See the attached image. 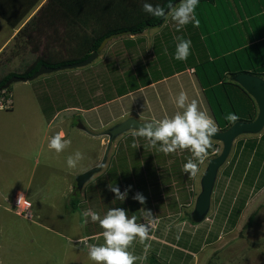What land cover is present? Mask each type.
Listing matches in <instances>:
<instances>
[{"label": "rangeland", "instance_id": "374dc122", "mask_svg": "<svg viewBox=\"0 0 264 264\" xmlns=\"http://www.w3.org/2000/svg\"><path fill=\"white\" fill-rule=\"evenodd\" d=\"M46 2L47 0H40L36 6L34 5L28 16L14 30L4 20V14L9 13L10 8L16 5L18 0H0V80L10 73L25 72L39 58L52 61L80 59L71 52L74 51L75 46L82 43V39L77 36L78 33L82 35L83 33L78 32V28L74 32L71 26L66 24L68 20L62 16L56 20L47 18L46 13L42 11ZM28 23L31 25L27 30L31 33L30 36L21 35L17 39V33ZM84 31L88 35L91 29L87 28ZM147 32L140 36L128 35L114 39L87 67L44 75L32 82L12 84V92L7 93L10 95L8 109L0 111V264H93L92 261L84 260V255L78 251L82 248L80 244H70L62 235L76 239V233L83 227L85 232L90 233L93 232L92 230H103L99 221H95L96 224L93 222L90 226L84 215L87 208L95 212L102 207L105 210H109L110 207H120L128 210L129 216H137V221H140L143 218V208L150 210L146 206V202L149 201L147 196L150 195L147 192L150 189L143 171L147 172L149 181L153 184L151 199L159 198L158 201L152 199L155 206L162 202L163 196L164 203H167L164 207L161 206L162 214L158 211V215L174 212L173 208H176L178 198L181 196H184V201L180 204L181 212L186 214L189 208L194 209L201 191V178L208 162L214 157L207 156L205 163L199 164V171L193 177L184 172V164L189 158H193L191 152L177 150L166 155L158 151L157 147H152L145 138L133 136L134 132H130L112 144L108 156L112 167L105 168L101 173L99 172L100 175L96 174L97 176L87 182L82 190H76L77 173L95 163L100 155L101 163L106 150L100 154V142L83 132L84 128L89 129L85 118L82 115L80 118L74 117L70 113L65 123L56 122L57 126L53 127L52 132L50 131L48 138L51 139L60 131L59 127L64 129L66 139L71 141L64 151L56 153L54 150H47L49 142L44 145L43 155L39 149L42 132L45 129V124L40 119L41 112L43 115L41 118L48 121L47 118L54 115L53 111L62 109V105L85 109L105 103L108 97H115L117 93L132 89L136 85L153 83V80L159 79L167 70L178 66V60L174 59L176 49L161 52L164 55L160 57L162 58L160 67H155L153 64L146 65L149 62L146 46L155 34ZM130 40H133V43L136 41V44L131 45ZM6 43L8 44L4 49ZM139 66H143L140 72L137 69ZM131 75L136 76V82L131 79ZM141 101L140 97H136L133 99V104L143 110ZM121 105L124 107L125 102L102 109L100 115L92 116V120L96 123L104 121L107 125L111 123L112 126L106 130L129 118L148 122L137 116L112 122V116L119 117L118 114L122 111ZM198 107L213 117L208 102ZM151 115L159 120L165 118L156 114L155 109H152ZM104 129L105 126L99 131L100 135H97L107 148L109 138L101 135L106 131ZM133 143L137 146L133 147ZM263 144L264 138L262 147L256 154H247V150L243 149L241 153H236L234 162L237 160V164L243 165L245 160H248L250 164L248 170L244 169L246 174L236 167L234 175H229L227 172L223 174L225 171L219 172L217 187L220 184V187L228 188L233 176L234 185L240 186V191L237 192L239 200L230 205L228 214L224 212L228 208H225V205L229 204V200L225 205L221 200L220 205L224 206L220 209L219 215L215 211H210L205 227L213 223V212L218 215L217 224L223 220V216H225L224 221H228L232 216L233 218L231 226H227V232H220L221 242L210 244L200 252L197 264H264ZM217 150L219 151L214 154L221 152V144ZM76 151L83 154V159L75 168H69L66 160ZM169 160L172 163L168 169L164 163ZM165 167L166 169H163ZM166 172L168 173L164 176ZM177 175H181L183 181L180 186ZM156 182L159 185L166 182L167 185L164 184L166 190L159 188L161 193H158ZM114 184L119 186L121 192L131 186L125 201L115 199L110 191V187ZM178 187H181V191L176 193ZM137 188L146 198L144 205L132 198ZM19 197H24L32 204L29 210L31 216L26 217L21 213V207H16V200ZM242 204L247 206L241 208ZM214 205L215 201L212 199V207ZM132 206L134 209L130 210ZM192 212L187 214L190 223H192ZM106 214L107 212L100 217L103 218ZM153 216L155 217L154 214ZM235 217L239 225L233 232H228ZM252 217L253 222L248 226ZM89 221L92 223L91 219Z\"/></svg>", "mask_w": 264, "mask_h": 264}, {"label": "crops", "instance_id": "0c3cea01", "mask_svg": "<svg viewBox=\"0 0 264 264\" xmlns=\"http://www.w3.org/2000/svg\"><path fill=\"white\" fill-rule=\"evenodd\" d=\"M196 17L199 20L198 27H193L192 24H188L180 27L179 30H177L178 25L171 19V15L169 14L163 26L147 30L149 33H155L153 34L154 36L151 42H149L146 46V52H149V62L148 64H146L148 66L153 64L155 67H160V60L162 59L160 57H163L164 55H162L161 52H169L175 50L176 44L179 42V39L182 38L191 41L190 54L187 60H178V66H176L175 69L167 70V72L162 74L159 79L153 80V83H145L139 85L138 87H140V89L136 91L129 92L124 96H118L108 102L85 109L62 105V109H55V111H53L55 113L51 118H47L48 121L44 118H41L43 116L41 112L40 119L43 120L45 124V129L42 132V139L40 142L41 145L39 146L42 155L44 154V145H46L50 141V138H48L49 133L52 132L53 127L57 126L55 125L56 122L57 124H59L58 121L61 123H65V120L69 119L70 113H72L74 117L78 116L80 118V115H82V117L85 118V121L88 122L89 129L84 128L83 132L85 134L87 133L89 137H92L93 139H96L100 142L101 154V152L103 153L106 149V146H104L103 142H101V138L98 137V135H100L99 131L101 130V128H103V126H105L104 130H106V128H108L109 126H112L111 123L107 125V123H105L104 121L102 123H96L92 120V116L96 114L100 115L102 109L125 102L124 107L123 105H121L122 111H120V113L118 114L119 117H116V115L112 116V122L118 119H127L132 116H137L140 119L142 118L148 121H151L153 119L159 120L156 116L151 115L152 109H155L156 114L158 113V115H160L161 117H171L176 112L183 111L181 109H178L175 103V99L176 97H178L181 91L187 94L188 100L186 103H190L193 99H195L198 105L201 106L207 103L203 88L201 87L200 82L195 74V66L200 62L206 61L207 59H209L210 61L214 60L221 54H225L227 51H243L246 50V48L249 50L252 49V56L260 60V57L264 52V0H204L201 1L196 8ZM132 41L133 40H131V45H135L136 41H134L135 44ZM7 44L8 43L4 45V49ZM261 61L258 65L260 66V69L258 71L264 72V70L262 71ZM143 66H139L137 68L138 72H140ZM249 71L251 72V70ZM136 97L141 98L142 101L140 105L143 106V110L138 109L136 105L133 104V99H135ZM73 116H71V118H73ZM211 118L213 119V117ZM91 126L93 128H91ZM59 130L60 131L57 133L63 132L66 138V132L64 131V129L59 127ZM263 138L264 135L262 133L259 135H246L240 137L234 143L230 157L227 163L221 168L220 172L225 171L223 174H226L227 172L229 175H234V169L236 167L237 170L242 169L243 174H246V171L244 169L248 170L250 168L248 160H245V163L243 165L240 163L237 164V160L234 162V157H236L237 152L241 153L242 149L247 150V154H256L257 150L262 147ZM242 139L244 140L240 142ZM252 142L255 146L251 144ZM251 146H254V148L251 149ZM117 148L118 146L115 147V150ZM47 150L52 149L47 147ZM233 151H235L234 154ZM100 156L95 163L87 166L86 170L79 171L77 175L79 176L87 172L88 170L98 166L101 160ZM206 158L207 156L204 160H206ZM203 162L205 163V161ZM171 163V160H169L164 164L167 165V168L169 169ZM114 164L116 163L114 162ZM140 165H142V163ZM107 167L108 169L112 167V164H109L108 160L102 171ZM141 168L143 169V166H141ZM131 169L133 170V168ZM163 169H166V167ZM228 170H230V172H228ZM100 173L97 175H100ZM143 173L148 185V189H150L149 192H147L150 193V195H146L149 200L148 202H146V206L155 215V222L150 232V238L143 244L140 243L137 239L133 242L132 246L129 249V251L140 258L137 260L136 264H197V261H199L197 260L198 256L200 255L199 253L204 251L210 244L214 245V243H220L222 240V235L220 234V232H227V226L229 225L228 221H224L225 216H223V220L220 221L219 224H217V218L220 214V209H222L226 201L229 200V204L225 205V208H228L225 210L224 214H228L229 207H231L235 201L237 202L239 200V198H237V192L240 191V186L237 187L234 185V178L232 176L230 179L231 183L228 188L227 186L220 187V184L217 187L219 177L217 178V183L215 185L214 193L212 196V199H214L215 201V205L214 207H212L211 204L210 211H215L218 215L213 212V223L209 224V227H205L208 219H206L202 223L196 224L189 222L187 214L188 212L193 211L191 210V208L188 209L186 214L181 212L180 204L181 201H184V196L178 198V204L176 205V208H173L174 212L168 213L163 216L158 215V211H160V213L162 212L161 206L164 207L167 203H164L163 196V198L160 197L162 198V202L158 203L155 206L153 200L155 199L156 201H158L159 198L154 197V199L152 198L153 200L151 199V197H153L151 196V189L153 184L149 181L147 172L143 171ZM167 173L168 172H166L164 176L167 175ZM178 177L180 179L178 183L180 186L183 181L181 179V175H179ZM164 184L167 185L166 182L160 185L158 182H156V185L158 186V193H161L159 188H161V190L163 191L166 190ZM180 191L181 187H178L176 193ZM137 192H139L138 188L136 193ZM143 193L145 194L144 189ZM221 200H223L224 202V205L222 206L220 205ZM149 204L151 205V207H149ZM189 206H191V204H189ZM245 206H247V204ZM112 208L113 207H110L109 209ZM131 209L133 210L134 207L132 206L130 210ZM89 210L90 209L87 208V211ZM95 212L98 213L99 216H101L108 212V209L105 210L102 207L101 210H95ZM89 219L90 217H87V221L91 226L94 221H92L91 223ZM233 230H230L228 232H233ZM92 231L93 232L91 233L85 232V227H83L80 229V231H78L80 232L79 235L78 232L76 233V239L68 238L67 235L62 236L64 238H67L70 244H80L82 248L78 249V251L84 255V260L91 261L88 258V245L93 243L102 244L104 242L102 235L104 229L101 231ZM212 234H214L215 236H213ZM84 238H87L86 243L84 242Z\"/></svg>", "mask_w": 264, "mask_h": 264}, {"label": "trees", "instance_id": "16d2710c", "mask_svg": "<svg viewBox=\"0 0 264 264\" xmlns=\"http://www.w3.org/2000/svg\"><path fill=\"white\" fill-rule=\"evenodd\" d=\"M39 1L40 0H18L20 5L17 3L10 8L11 11H9V13L5 12L4 20L12 29L18 28L24 18L28 16L32 7L34 5L36 6ZM201 1L204 0H200V2ZM145 2L151 3L154 6L160 5L166 7L170 2H173V0H47L42 7V11L46 13L47 18H54L56 20L62 16L68 20V22L65 20L66 24L68 26L70 25L74 32L78 28V32L80 31L83 33V35L78 33L77 36V38L79 37L82 39V43L75 46L73 49L74 51L71 52L73 56L79 57L80 59L77 61L71 59H65L70 61H52L46 58H39L35 61L34 65L26 69L25 72L10 73L2 78L0 80V88L12 77L28 78L32 76L41 66L56 68L84 61L93 52L97 51L106 38L112 35L130 32L131 36H140L147 30L163 26L166 19L156 18L144 12L143 4ZM28 3H30V5H27ZM177 5L178 3L176 6ZM30 26V23H28L25 28H22L17 33L16 38H20L21 35L29 37L31 33L27 30ZM87 28L91 29L88 35H86L84 31ZM232 51L234 52L227 51L214 60L210 61L207 59L195 66V74L213 112V120L220 131L227 130L239 121L252 122L255 120L258 113V108L253 98L241 86L233 81V77L240 73H250L264 77V72L258 71L260 69L258 65L261 60L262 71L264 70V52L260 60H258L252 56V49L249 50L246 48V50L243 51ZM249 70H251V72ZM131 79L135 82L137 80L136 76L133 75H131ZM138 89H140V87L136 85L132 89L117 93L115 97H108L106 102ZM1 91L0 89V95L2 93ZM5 92L11 93L12 86L5 90ZM229 114L236 115L238 119L236 121H229L226 119ZM243 140L244 139L240 142ZM211 143L212 148L208 150L207 156L212 158L218 155V153L214 154V152L219 151L217 149L220 143L212 140ZM251 144L254 145L253 142ZM254 146H251V149H253ZM75 188L77 190V187ZM241 206V208H244L245 204ZM253 217L250 219L248 226L253 222ZM232 218L233 216L229 218L228 224L231 223ZM191 221L194 224L197 223L194 221L192 213ZM237 225L238 223L235 217V221H232L231 230ZM229 226H231V224Z\"/></svg>", "mask_w": 264, "mask_h": 264}, {"label": "clouds", "instance_id": "9594fccd", "mask_svg": "<svg viewBox=\"0 0 264 264\" xmlns=\"http://www.w3.org/2000/svg\"><path fill=\"white\" fill-rule=\"evenodd\" d=\"M177 3L178 6H176ZM199 3L200 0H173L166 7H162L145 2L143 10L156 18L167 19L170 14L179 30L180 27L188 24H192L193 27L199 26V20L196 17V8ZM190 48V40L179 39L174 59L187 60ZM187 100V94L181 91L175 103L178 109L183 110L182 112L178 111L171 117L145 122L138 127V131L134 132L133 136L145 138L152 147H157L158 151L166 155L177 150H188L194 159L189 158L186 161L184 172L195 177L199 171V164L203 163L208 150L212 148L211 140L218 133V127L206 112L199 109L195 99L190 103H186ZM226 119L236 121L238 117L229 114ZM70 143L71 141L65 138L64 133L60 132L50 139L48 147L56 153H61ZM132 146L137 145L133 143ZM82 159L83 154L76 151L67 158V166L75 168ZM130 190L131 186L125 188L123 192L115 184L110 187L115 199L121 202L125 201ZM132 198L141 205L145 204L146 198L139 192ZM84 215L94 222L99 221L100 227L104 229L102 234L104 242L88 245V258L93 264H136L140 258L129 249L137 239L143 244L150 238L155 222V217L150 210L143 208V218L140 222H137V216H129L128 210L120 207L109 209L103 218L91 210L85 212ZM86 241L87 238H84L85 243Z\"/></svg>", "mask_w": 264, "mask_h": 264}, {"label": "water", "instance_id": "95a60500", "mask_svg": "<svg viewBox=\"0 0 264 264\" xmlns=\"http://www.w3.org/2000/svg\"><path fill=\"white\" fill-rule=\"evenodd\" d=\"M128 35H131L130 32L116 34L106 38L101 43L97 51L93 52L84 61L56 68L41 66L35 74L28 78L12 77L0 89L7 90L14 83L32 82L41 76L49 75L59 71L87 67L99 57L100 53L106 48V46L111 41ZM233 81L239 86H241L253 98L257 105L258 113L254 121L236 122L225 131L218 130V133L212 138V141L218 142L222 145V150L217 156H215L208 162L206 170L201 178V191L196 199L195 206L192 212L193 219L197 223H202L204 220H206L208 214L210 213L212 196L214 193L219 172L221 168L227 163L232 152L234 143L242 136L259 135L264 130V78L250 73H240L233 77ZM143 123L145 122H141L136 118H129L107 129L101 134L108 136L109 138L103 160L98 166L78 176L76 180V187L78 190H82V188L86 185L88 181H90L96 174L102 171V169L107 163L109 152L114 141L127 133L138 131V127L141 126Z\"/></svg>", "mask_w": 264, "mask_h": 264}, {"label": "built area", "instance_id": "2783aa9c", "mask_svg": "<svg viewBox=\"0 0 264 264\" xmlns=\"http://www.w3.org/2000/svg\"><path fill=\"white\" fill-rule=\"evenodd\" d=\"M0 95V111H5L8 109V101L10 98V95H8L5 90L1 91ZM16 207L21 209V213H24L26 217L31 216L29 213V210L32 208V204L26 200L24 197H19V199L16 200Z\"/></svg>", "mask_w": 264, "mask_h": 264}]
</instances>
